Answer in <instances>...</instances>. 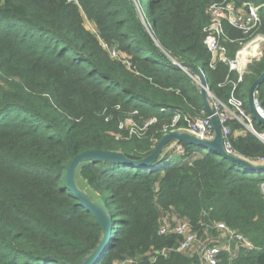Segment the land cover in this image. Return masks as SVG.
<instances>
[{
  "label": "trees",
  "instance_id": "1",
  "mask_svg": "<svg viewBox=\"0 0 264 264\" xmlns=\"http://www.w3.org/2000/svg\"><path fill=\"white\" fill-rule=\"evenodd\" d=\"M212 1L0 0V264H82L98 249L104 230L73 196L68 168L89 150L146 159L175 117L170 132L207 116L201 87L173 62L203 70L217 98L235 94L251 114L249 92L264 74V56L236 89L229 66L210 68L204 29ZM237 4L262 7L264 36V0ZM226 31L240 40L228 43L235 58L253 37ZM114 47L116 58L107 50ZM257 99L264 111V82ZM230 127L234 154L262 161L264 144L241 133L239 123ZM80 176L115 225L98 264H201L177 251V236L160 235L168 215L190 221L200 234L203 224L224 223L256 248L232 264H264V171L172 143L149 167L90 163Z\"/></svg>",
  "mask_w": 264,
  "mask_h": 264
},
{
  "label": "built area",
  "instance_id": "2",
  "mask_svg": "<svg viewBox=\"0 0 264 264\" xmlns=\"http://www.w3.org/2000/svg\"><path fill=\"white\" fill-rule=\"evenodd\" d=\"M261 9L262 7L252 4L240 6L237 4V0H214L208 7L209 24L204 29L206 35L204 43L211 54L210 68L215 70L219 64L229 66L230 72L237 73L238 75L237 83H233L234 89L237 88L239 83L243 82L248 57L243 56L245 51L238 52L235 58L229 57L228 43H235L240 40L231 39L226 31V27L229 26L240 32L244 38L253 37L254 39V35L258 34L262 24ZM201 71L207 77L206 73L203 70ZM192 78L199 84L196 78ZM228 83L231 82L227 81ZM211 104L222 125L225 138L224 146L228 154L237 157L227 141L228 137L232 134L230 122L239 123L243 127L241 133H251L264 144V132H258L255 129L252 115L246 110L244 102L238 99L235 94H232L227 101L212 98ZM255 105L257 110L264 116V111L258 102L257 94ZM179 120V116L175 117L171 126L164 129V133L167 135L174 131H182L201 140H214L215 129L208 115L203 118H197L194 122H189V126L186 129H175L170 132L171 129L176 127ZM177 150L180 151L181 148L177 147ZM253 165L264 166V159L258 162V164ZM262 192L264 194V183L262 184ZM169 222L168 216L160 228V235L177 236L179 238L177 251L188 256L196 255L200 259L201 264H222L224 255L228 257L227 264H232L242 252L256 250L253 243L246 236L237 230L231 229L224 223H214L212 226L203 224L202 227L205 230L203 237L200 238V232L195 231L190 221L180 219L174 225Z\"/></svg>",
  "mask_w": 264,
  "mask_h": 264
},
{
  "label": "water",
  "instance_id": "3",
  "mask_svg": "<svg viewBox=\"0 0 264 264\" xmlns=\"http://www.w3.org/2000/svg\"><path fill=\"white\" fill-rule=\"evenodd\" d=\"M174 65L180 66L183 70L187 71L191 76L196 78L201 87V97L204 105L206 114L210 117L211 122L215 129V138L212 141H205L198 139L192 136L189 133L182 131H174L167 134L163 140L158 144L156 150L153 154L146 158L141 159L133 156H126L123 153L113 152V151H104V150H89L79 154L74 158L70 164L67 171V185L73 196L76 200L79 201L80 205L85 208L102 226L104 230V238L101 245L98 249L82 264H98V262L104 257L107 249L109 248L111 242L113 241V235L115 230V225L112 220V216L109 214L107 207L105 206L102 199L92 191L87 183L81 178V170L90 163H109L112 165H123L133 168H146L155 164L161 157V154L166 149V147L172 143H183L189 144L197 147L204 148L206 150L215 152L225 159L236 163L246 169L255 170V171H264V166H255L249 163L247 160L242 158L230 155L225 150V138L220 123L219 118L216 116L215 111L213 110L211 101H210V88L208 86V79L204 73L194 68L193 66L186 64H178L173 62ZM264 82V74L252 85L249 97L248 104L251 115L258 122L264 125V116L257 110L255 101L257 89ZM78 179H81L88 188V193H84L83 189L78 184ZM89 193H91L89 195ZM91 195H94L91 197ZM96 199L98 201H96Z\"/></svg>",
  "mask_w": 264,
  "mask_h": 264
},
{
  "label": "rangeland",
  "instance_id": "4",
  "mask_svg": "<svg viewBox=\"0 0 264 264\" xmlns=\"http://www.w3.org/2000/svg\"><path fill=\"white\" fill-rule=\"evenodd\" d=\"M85 27L92 34H94V35L97 34L96 27L92 23H90L87 19H85ZM107 50H108V52H109V54H110V56L112 58H116V57L119 56V52H118V50L115 47L114 48H111V49L108 48ZM246 50H249V51L247 52V57L248 58H247V67H246L245 74L248 71V66L252 62L259 61L264 56V36L263 35H260V34H255L254 35V39L251 40V41H249L248 43L242 45V49L240 51H246ZM237 54H236V56H237ZM211 96H212V98H217L216 95L214 93H212V92H211ZM212 98H210V101L211 102H212ZM203 117H205V115L202 112L201 113V116L199 118H203ZM78 184L83 189V192L84 193H88V188H87V186L85 185V183L81 179H78ZM90 194L91 193H89V195ZM93 196L94 195H91V197H93ZM94 198H95V196H94ZM96 201H98V200L96 199ZM168 216H169V220H170V222H171L172 225H174V224H176V223H178L180 221V219L178 217H176V216H171V215H168ZM202 237H203V233L201 234L200 238H202Z\"/></svg>",
  "mask_w": 264,
  "mask_h": 264
},
{
  "label": "bare ground",
  "instance_id": "5",
  "mask_svg": "<svg viewBox=\"0 0 264 264\" xmlns=\"http://www.w3.org/2000/svg\"><path fill=\"white\" fill-rule=\"evenodd\" d=\"M249 50H246L244 53H243V56L245 55V56H247V52H248Z\"/></svg>",
  "mask_w": 264,
  "mask_h": 264
}]
</instances>
